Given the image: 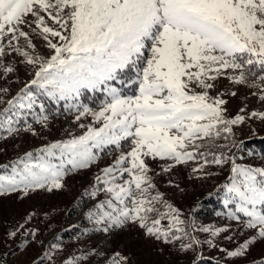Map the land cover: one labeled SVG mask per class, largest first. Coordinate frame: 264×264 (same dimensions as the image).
<instances>
[{
    "label": "snow or ice",
    "instance_id": "6c2138e0",
    "mask_svg": "<svg viewBox=\"0 0 264 264\" xmlns=\"http://www.w3.org/2000/svg\"><path fill=\"white\" fill-rule=\"evenodd\" d=\"M16 64L25 66L30 79L9 99V89L0 87V104L6 105L0 129L11 136L23 121L24 131L37 135L27 117L46 129L47 99L75 111L81 132L27 151L11 165L0 164L11 168L0 171V194L63 189L66 175L98 166L104 154L115 151L84 188L82 197L93 201L83 214L92 228L81 235L135 226L179 253H197L189 264H198L202 243L218 245L196 234L215 238L231 226H197L156 182L196 161L192 172L204 177L217 174L205 171L209 165L229 168L220 186L226 215L253 231L234 250H220L227 257H246L251 246L264 241V166L238 163L228 145L218 143L233 137L235 126L264 121V111L242 108L229 115L228 101L217 91L222 78L246 85L255 76L264 101V0H0V79L16 72ZM85 92L103 96L98 107L81 102ZM85 117L91 121L82 123ZM157 162H162L159 172L152 166ZM168 184L179 187L171 179ZM31 219L32 214L6 235L30 236L24 241L28 246L44 245L40 230L26 227ZM104 255L91 246L65 253L63 245L49 242L32 264H58L57 258L59 264H93ZM103 264H130V257L115 251ZM252 264H264V258Z\"/></svg>",
    "mask_w": 264,
    "mask_h": 264
},
{
    "label": "rangeland",
    "instance_id": "374dc122",
    "mask_svg": "<svg viewBox=\"0 0 264 264\" xmlns=\"http://www.w3.org/2000/svg\"><path fill=\"white\" fill-rule=\"evenodd\" d=\"M34 43L42 53L46 52L39 39H34ZM8 59L13 60V57L10 56ZM16 68V72L9 74L5 79H0V87L9 89L5 99L15 95L30 79L24 65L16 64ZM254 81L259 84L255 76H249L246 85L233 84L223 78L218 81L217 91L224 93L222 98L228 101L226 107L229 115L234 116L242 108L247 113L264 111V101L260 99V88L254 86ZM232 92L236 95H231ZM212 94L215 95V93ZM80 99L83 104L96 108L103 96L99 93L85 92ZM44 104L45 114L49 117L46 129L41 124L35 123L31 115L27 117L28 123L36 129L37 135L24 131L23 121L17 126L20 131L11 136L7 135L6 130L0 129V136L5 137L0 139V164L11 165L27 151H33L57 139L67 138L69 133L80 134L81 129L74 122L76 112H66L65 102L56 103L46 99ZM5 106L0 104V109ZM90 121L91 117L81 120L82 123ZM261 136H264V121L253 118L243 125L235 126L234 136L227 141L220 140L218 143L227 144L231 152L235 153L238 163L264 166V154L244 144L242 147L238 146L241 141ZM124 150H127L126 145ZM117 154L115 151L111 155L104 154L98 166L69 173L63 178L65 184L63 189L51 192L46 189H35L29 191L27 195L21 191L0 194V261L4 264H32L34 259L38 261L41 258L44 247L52 242L63 245L65 253L78 252L86 246L103 251L104 257L96 258L93 264H96V261L103 264L104 260L115 251L129 256L130 264H189L190 258L197 253H179L173 245H165L148 238L143 230L135 226L114 231L110 235L103 232H89L86 236L81 235L84 229L92 228V224L83 215L87 207L93 203L87 197H82L84 188L90 185L99 168L110 163ZM159 163L162 162L152 165L157 172L160 171ZM196 164V161H189L187 165L177 166L171 176L163 174L157 178L156 182L159 190L165 194V198L181 210L184 218L194 217L197 226L211 225L214 228L231 226L228 232L221 233L215 238L209 233H197L201 241L211 239L218 245V247H210L207 243H202L199 246V254L228 264H252L253 261L264 258V241H258L251 246L246 257H227L220 250L222 248L234 250L249 238L253 231L243 228V225L236 221L229 220L226 215L227 209L223 202L224 191L220 186L227 182L230 175L229 168L222 169L216 165H209L205 171L217 174L204 177L203 173L192 172ZM0 171L10 172L11 168L0 169ZM169 179L179 184V187L169 185ZM210 193L212 194L209 195ZM30 214L32 219L27 222L26 227L38 228L40 230L38 237L44 245L32 243L28 246L24 241L25 239L31 241L30 236L18 234L17 237L11 238L6 235L7 230L14 229L19 223H24ZM73 225L76 227H72ZM227 235L233 236V239L231 241L224 239ZM57 260L59 264V258Z\"/></svg>",
    "mask_w": 264,
    "mask_h": 264
},
{
    "label": "trees",
    "instance_id": "16d2710c",
    "mask_svg": "<svg viewBox=\"0 0 264 264\" xmlns=\"http://www.w3.org/2000/svg\"><path fill=\"white\" fill-rule=\"evenodd\" d=\"M243 144L246 147L258 151L261 154H264V136L248 139L244 141ZM218 262L219 264H228L223 261L212 259L209 257H203L200 261H198V264H218Z\"/></svg>",
    "mask_w": 264,
    "mask_h": 264
}]
</instances>
